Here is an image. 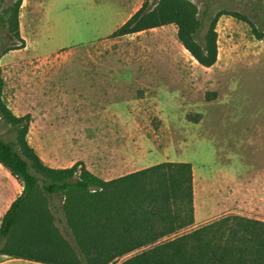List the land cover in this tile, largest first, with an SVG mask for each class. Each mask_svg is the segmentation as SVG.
I'll return each instance as SVG.
<instances>
[{
    "label": "rangeland",
    "instance_id": "rangeland-1",
    "mask_svg": "<svg viewBox=\"0 0 264 264\" xmlns=\"http://www.w3.org/2000/svg\"><path fill=\"white\" fill-rule=\"evenodd\" d=\"M16 1L0 0L4 97L17 116H32L28 139L48 166L83 162L117 178L167 160L191 163L202 226L238 215L239 190L220 182L264 173V39L250 24L264 28V0H191L202 14L248 19H220L212 68L184 47L176 25L112 36L146 0H24L21 39L10 32ZM9 130L0 121L8 141Z\"/></svg>",
    "mask_w": 264,
    "mask_h": 264
},
{
    "label": "trees",
    "instance_id": "trees-1",
    "mask_svg": "<svg viewBox=\"0 0 264 264\" xmlns=\"http://www.w3.org/2000/svg\"><path fill=\"white\" fill-rule=\"evenodd\" d=\"M11 7L10 32L21 39L20 10ZM201 13L191 0H146L112 36L124 37L168 25L178 27L184 47L206 68L218 62L217 26L223 16ZM209 20V23L207 22ZM251 24L264 39V28ZM0 66V164L24 191L4 216L0 259L42 264H264V221L230 215L192 229L196 222L194 167L164 162L107 181L83 162L48 166L29 142L32 116H17L5 101ZM64 225V228L62 227Z\"/></svg>",
    "mask_w": 264,
    "mask_h": 264
},
{
    "label": "crops",
    "instance_id": "crops-1",
    "mask_svg": "<svg viewBox=\"0 0 264 264\" xmlns=\"http://www.w3.org/2000/svg\"><path fill=\"white\" fill-rule=\"evenodd\" d=\"M164 162H173V161L167 160V161H163L160 163H164ZM160 163H157V164H160ZM148 167H151V165ZM3 169L7 170L2 164H0V228H1L2 220L4 216L7 214V212L10 210L11 206L13 205V203L18 199L19 196L22 195L24 191V187L21 184L19 186V189L21 190H16L17 188L15 185L8 186L7 173H4ZM117 171L118 170H116L113 173H116ZM128 174H131V173H128ZM112 175L114 174L104 172L100 177L109 179L110 177H112ZM122 176H125V175L117 176V178L122 177ZM114 178L116 177L114 176L111 179H114ZM258 178L259 180L257 182H252L251 180L241 181L240 179H235L232 177H230L229 180L225 178L221 180L220 186L221 188L232 186V187L237 188L236 190H239L240 194L236 195L235 200H232V203L233 205L237 204L242 208H239V209L237 208L233 210L235 214L242 215L244 217H248L251 219H257V220L264 221V173H261ZM254 204H256V206L259 208V210H256V213L251 212L253 210ZM202 223H203V218L198 216V214H196V222L194 225V229H197L200 226H202ZM7 258L8 257H2L0 261H2L3 259H7ZM16 260H20V259H16Z\"/></svg>",
    "mask_w": 264,
    "mask_h": 264
}]
</instances>
